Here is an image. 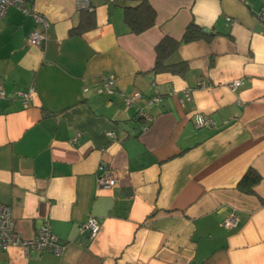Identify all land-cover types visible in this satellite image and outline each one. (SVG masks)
Returning a JSON list of instances; mask_svg holds the SVG:
<instances>
[{"label":"crops","instance_id":"crops-1","mask_svg":"<svg viewBox=\"0 0 264 264\" xmlns=\"http://www.w3.org/2000/svg\"><path fill=\"white\" fill-rule=\"evenodd\" d=\"M87 1L94 24L80 33L77 0H28L46 28L13 5L0 20V203L23 238L47 220L64 243L0 248V264H264L262 0H147L155 23L137 34L124 8L141 0ZM190 23L201 34L184 42ZM165 36L182 73L152 70ZM248 170L259 180L239 186ZM107 171L110 188L98 185Z\"/></svg>","mask_w":264,"mask_h":264},{"label":"built area","instance_id":"built-area-1","mask_svg":"<svg viewBox=\"0 0 264 264\" xmlns=\"http://www.w3.org/2000/svg\"><path fill=\"white\" fill-rule=\"evenodd\" d=\"M28 0H0V20L3 18L6 9L13 5L21 10L24 14L31 15L37 23L42 24L45 28L48 26V21L46 18L36 12L34 9L30 8L27 5ZM79 7H86L88 5L87 0H77ZM258 19L262 26H264V0L260 10L258 12ZM45 35L38 29H33L28 35V42L31 45L40 47L44 42ZM116 76L113 73H108L100 79V83L103 88L110 92L112 86L115 84ZM233 85H238L239 81H234ZM32 91L30 89L27 92H23V96L26 100L29 98V94ZM2 92L0 91V94ZM141 95L134 93L132 96L125 97V104L127 107L134 105V100ZM161 98L159 95H151L148 98L149 103L157 102ZM137 117L143 120L141 128L145 129L148 123L151 121L152 116L144 111L141 107L136 111ZM211 121L209 118H203L198 116L195 121L196 127L210 125ZM110 137H113V132L107 133ZM101 167V166H100ZM115 176L107 171L102 176L98 177V185L104 188H110L115 184ZM237 223V216L234 212H230L228 216L224 219L223 224L227 227L234 226ZM100 228V224L94 217H88L87 220L81 224V229L87 231L91 237H94ZM11 246H18L26 250L35 251L38 253L44 251H51L55 254H60L63 250L64 243L57 236L51 232V226L47 220L43 222L38 231L31 238H23L15 229L12 217L11 210L7 204L0 203V248L3 250L8 249Z\"/></svg>","mask_w":264,"mask_h":264},{"label":"trees","instance_id":"trees-1","mask_svg":"<svg viewBox=\"0 0 264 264\" xmlns=\"http://www.w3.org/2000/svg\"><path fill=\"white\" fill-rule=\"evenodd\" d=\"M155 11L149 5L147 0H141L136 5L127 6L124 8V21L129 27L130 31L133 33H140L145 29L151 27L155 23ZM93 15L92 12L88 11L86 8L80 10V18L77 26H75L71 31L73 33H80L86 28L93 26ZM201 29L190 23L186 26L182 41H190L196 39L200 36ZM178 41L165 36L161 41L155 46V62L152 70L154 72L163 71L166 69H172L177 72L183 71L184 67L181 69L178 68L183 62L169 63L167 62V57L174 51L178 45ZM259 180V176L255 175L252 170H248L245 175L239 181L240 185H249L256 183ZM246 189L248 192L251 191V188Z\"/></svg>","mask_w":264,"mask_h":264}]
</instances>
